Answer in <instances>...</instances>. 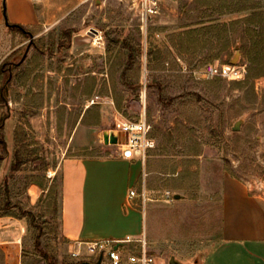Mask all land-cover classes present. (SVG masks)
I'll use <instances>...</instances> for the list:
<instances>
[{
	"label": "rangeland",
	"instance_id": "1",
	"mask_svg": "<svg viewBox=\"0 0 264 264\" xmlns=\"http://www.w3.org/2000/svg\"><path fill=\"white\" fill-rule=\"evenodd\" d=\"M35 2L45 26L32 32L36 47L12 67L7 94L3 87L6 105L0 102L1 137L7 140L19 126L26 138L22 169L6 173L16 206L10 211L32 212L19 218L9 264H77L60 234L57 166L68 142V155L118 154L103 137L104 131H115L108 109L112 99L121 108L118 120L143 114L155 140L142 161L138 188L146 198L138 204L149 250L158 264H170L171 257L177 264H199L219 239L222 177L247 182L264 198V76L205 80L195 71L207 63L230 62L237 53V62L249 65L242 46L251 45V28L259 22L264 33V3H248L257 7L250 13L225 15L231 7L215 1H163L144 24L134 0ZM244 16L250 19L241 21ZM2 30L5 51L21 43L3 62L18 61L29 36L14 31L8 37ZM62 30L75 34L70 47L55 54ZM95 32L101 37L94 38ZM6 68L0 83L8 76ZM92 100L82 123L100 115L104 123L85 132L81 127L70 141L78 116ZM89 136L97 138L96 145L72 151ZM11 154L0 167L9 165ZM49 179L52 192L44 189L36 197L32 191L30 205L26 185L44 187ZM165 191L180 196L165 198ZM3 260L0 256V264Z\"/></svg>",
	"mask_w": 264,
	"mask_h": 264
},
{
	"label": "crops",
	"instance_id": "2",
	"mask_svg": "<svg viewBox=\"0 0 264 264\" xmlns=\"http://www.w3.org/2000/svg\"><path fill=\"white\" fill-rule=\"evenodd\" d=\"M163 1L176 3L180 0H158V3L161 5ZM200 1L206 4L215 1L230 7L237 3L236 0ZM247 2L264 3V0H247ZM253 10L255 11V9ZM4 13L10 24L22 26L24 30L31 33L39 29L40 25L45 26L35 0H0V32L3 31L2 29H7L5 33H8V37H12L14 31L19 32V30L4 24ZM241 13L250 12H235L233 9L232 11L229 9L223 14L240 15ZM72 33L70 34V44ZM79 36L81 35L78 34L77 37ZM20 46L21 43H18L5 51V45L0 40V64L4 58ZM49 47L52 48V44ZM56 47L55 54H58L57 52L62 48H58L57 43ZM176 60L180 61L178 57ZM18 65L13 66L14 69ZM10 77H12L11 74ZM93 102H88L83 112L78 116L70 141L74 139L76 131L81 127L84 128L83 131L85 132L87 129L101 127L104 123V116L102 115L94 122L82 123ZM108 103L112 105L108 106V109L113 118L107 120L114 123L116 119H120L118 114H120L121 108L119 104L118 107L114 105L113 99ZM110 133L115 135L117 142L124 140L122 132L112 131ZM4 141L7 148L6 154L11 152L13 156L15 141L12 131L8 134L7 140ZM70 143L68 142L64 147L57 166L60 171L58 198L60 234L70 250L75 247L78 241L121 239L127 235L138 238L145 231L144 212L138 204L140 197L136 196L130 199L128 193L131 189L139 193L138 188L142 182L143 173L142 160L137 157L126 159L119 154L72 153L68 155L66 152L70 148ZM96 143L97 138L89 136L87 144L78 143L75 146L77 149L74 150L73 147L72 151L79 152L85 150L86 147L90 149ZM11 161L9 165L3 162L0 167L1 186L6 177H8V186L10 184V176H6L7 171L11 175L18 172L10 171ZM50 183L51 179L44 187L36 182H30L26 185V194L30 205L34 203L32 191L37 197L41 192L47 190ZM15 207L13 205L8 212H11L10 210L15 209ZM220 220L219 239L199 264H264V198L253 192L247 182L230 174H225L221 180ZM21 223L22 220L12 215L0 216V256L3 257L5 264L11 263L13 258L9 250L16 249L18 225Z\"/></svg>",
	"mask_w": 264,
	"mask_h": 264
},
{
	"label": "built area",
	"instance_id": "3",
	"mask_svg": "<svg viewBox=\"0 0 264 264\" xmlns=\"http://www.w3.org/2000/svg\"><path fill=\"white\" fill-rule=\"evenodd\" d=\"M140 13V20L146 23L147 19L157 13L158 0H134ZM94 38L101 37L97 32L93 33ZM200 79L223 78L227 80L239 81L245 78L247 66L244 62L235 64L227 63H207L199 70L195 71ZM93 102V100H92ZM114 130L124 134L122 142L114 143L116 152L123 158L131 159L137 157L144 161L147 151L155 147V140L149 135L150 125L143 114L138 120H116ZM129 198L140 197L145 201V193H137L131 189ZM165 198H171L173 193L163 192ZM262 195L261 193L259 194ZM115 248L116 244H119ZM70 256L79 264L82 261L98 264H158L155 255L149 250L145 231L138 237L129 235L121 239H105L90 242L78 241L70 251Z\"/></svg>",
	"mask_w": 264,
	"mask_h": 264
},
{
	"label": "trees",
	"instance_id": "4",
	"mask_svg": "<svg viewBox=\"0 0 264 264\" xmlns=\"http://www.w3.org/2000/svg\"><path fill=\"white\" fill-rule=\"evenodd\" d=\"M237 4L231 5V11L235 12H243L247 11L248 9H256L257 7L252 5L249 6L247 0H236ZM250 19V16H244L241 18V21H248ZM15 29L19 30L20 33L26 36L24 33V28L22 26L15 25ZM263 27H261L260 22L257 24V27L251 28V32L253 34V40L250 46H245L243 44L242 49L244 50V55L246 56V60L248 61L249 65H247V77H257L260 75L264 76V33L262 32ZM248 29V28H247ZM255 29V30H254ZM263 33V34H262ZM70 34L71 32L69 30H62L58 37V48H68L70 45ZM52 44V48H53ZM8 62L4 60L0 64V76L4 75L3 71L5 69V65ZM8 76L3 77V81L0 83V102L4 105H6V99L3 96V84L7 80ZM11 77H9L8 82L10 81ZM2 80V79H1ZM7 82V84H8ZM5 116L0 117V129L3 126V119ZM25 136L22 135V130L19 128V126L16 127L14 132V141H15V149L13 151L12 161L10 165V171L15 172L19 171L21 169V165L26 161L25 156L27 155L24 153L22 149V144L25 143ZM0 162L5 158V155L7 153L6 143L4 139L0 135ZM8 177H6L5 181L3 182L2 186L0 187V216L4 215H12L16 218H22L27 215H32V212L29 210H23L22 208H19V213L15 214L13 212H8L10 208L13 207V204L10 200V191L8 186ZM51 186L47 188V192H52ZM10 213V214H8Z\"/></svg>",
	"mask_w": 264,
	"mask_h": 264
},
{
	"label": "water",
	"instance_id": "5",
	"mask_svg": "<svg viewBox=\"0 0 264 264\" xmlns=\"http://www.w3.org/2000/svg\"><path fill=\"white\" fill-rule=\"evenodd\" d=\"M4 24H5L6 26H8V27H15L14 24H10V23L8 22L5 13H4ZM93 31H94V30H93ZM24 32L29 36L28 43L26 44V46H25V48H24V51L22 52V54H21V56H20V58H19L18 61L11 60V61H9V62L7 63V68H6V70H7V72H8V78H7V80H6V82H5L4 86H3L6 94H7V91H8V84H7V82H8V79H9V77H10L12 67H13V66H16V65H18V64H20V63L24 60V58L26 57V54H27V52H28V50H29V48H30L31 46L36 47V44H35L34 41H33V38H34V37H33V34H32L31 32H29V31H27V30H24ZM237 59H238V53L235 55V58H233V59L230 61V63H231V64H235V63H237ZM240 122H241V120H238L237 122H235V124H234V126H233V130H237V129L239 128V126H240ZM103 137H104V141H105V142H109V143H116V142H117L115 135L112 134V133H110V132H108V131H104V132H103ZM173 196H174V198H178L180 195L177 194V193H175V194H173ZM119 245H120V243H119V244H116V245H115V248H116L117 246H119ZM98 263H99V260H98L97 262H95V263H90V262H87V261H82V262H80L79 264H98ZM169 263H170V264H177V263L174 261V258H173V257L170 258Z\"/></svg>",
	"mask_w": 264,
	"mask_h": 264
}]
</instances>
